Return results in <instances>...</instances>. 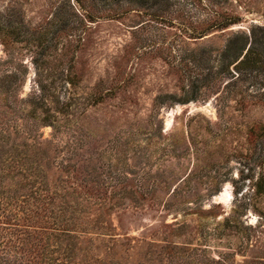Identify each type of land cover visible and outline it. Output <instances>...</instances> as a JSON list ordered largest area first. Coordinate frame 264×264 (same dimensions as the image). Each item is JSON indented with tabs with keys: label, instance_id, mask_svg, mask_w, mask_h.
Instances as JSON below:
<instances>
[{
	"label": "rangeland",
	"instance_id": "374dc122",
	"mask_svg": "<svg viewBox=\"0 0 264 264\" xmlns=\"http://www.w3.org/2000/svg\"><path fill=\"white\" fill-rule=\"evenodd\" d=\"M225 5L241 22L186 40L185 48L218 49L232 31L264 25V0ZM74 7L83 13L92 3L0 0V18L11 19L18 32L17 41L0 36V68L24 76L19 98L39 80L51 86L52 105H66L57 129L42 125L38 133L50 177L72 172L56 168L64 158L74 164L82 191L95 197L85 264H264V194L254 185L264 174V66L254 85L242 83L258 96L241 101L238 90L224 91L228 76L195 80L138 50L142 28L164 31L169 41L174 27L159 29L130 11L82 21L68 36L62 18L74 19ZM41 33L47 50L38 76L32 56ZM157 95L162 104H154ZM188 96L195 98L179 103ZM2 105L0 122L10 113ZM22 117L14 113L8 131L31 125Z\"/></svg>",
	"mask_w": 264,
	"mask_h": 264
},
{
	"label": "trees",
	"instance_id": "16d2710c",
	"mask_svg": "<svg viewBox=\"0 0 264 264\" xmlns=\"http://www.w3.org/2000/svg\"><path fill=\"white\" fill-rule=\"evenodd\" d=\"M225 2L91 0V11L81 13L79 7H74V19L70 15L62 18L63 29L71 36L69 32L87 19H119L130 11H141L157 28L174 27L176 32L174 39L167 41L164 31L161 35L151 34L146 26L141 30L140 35L144 37L139 36L138 50L157 54L195 80L209 83L220 76H228L224 86L226 93L238 90L241 101L254 100L258 95L242 89V83L255 80L250 83L254 85L264 66V25L253 23L246 32L232 31L218 49L196 52L183 46L186 40L201 39L241 22V16L229 12ZM77 13H81V17ZM145 31L148 34H143ZM41 34L36 37L40 49L34 50L35 56H32L38 76L42 73L47 50L44 33ZM0 36L18 40L11 19L0 18ZM70 73L68 68L65 82L70 80ZM23 84L24 76L22 78L17 70L10 66L0 68V100L4 102L2 106L10 110L8 117L0 122V264H85L90 246H83V243L85 238L93 239L88 234L92 232L89 225L93 221L91 210L95 197L82 191L85 186L77 181L74 164L64 158L57 162L56 168L72 172L67 173L65 179L50 177L42 146L44 141L38 133L42 125L56 130L59 115H64L66 105H52L51 86L39 80L35 91L19 98ZM160 98L161 95L154 98L155 105L163 103ZM193 98L188 96L179 103ZM17 112L23 114L22 119L31 120L23 133L8 131ZM107 184L113 186L110 182ZM254 185L256 194H264V174Z\"/></svg>",
	"mask_w": 264,
	"mask_h": 264
}]
</instances>
